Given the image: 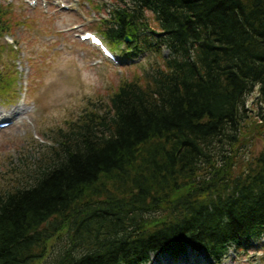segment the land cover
<instances>
[{
	"label": "trees",
	"instance_id": "1",
	"mask_svg": "<svg viewBox=\"0 0 264 264\" xmlns=\"http://www.w3.org/2000/svg\"><path fill=\"white\" fill-rule=\"evenodd\" d=\"M112 7L98 29L109 46L160 62L57 130L29 180L0 188V264H146L189 250L217 262L264 237V0ZM255 91L263 144L243 164L234 150Z\"/></svg>",
	"mask_w": 264,
	"mask_h": 264
},
{
	"label": "rangeland",
	"instance_id": "2",
	"mask_svg": "<svg viewBox=\"0 0 264 264\" xmlns=\"http://www.w3.org/2000/svg\"><path fill=\"white\" fill-rule=\"evenodd\" d=\"M116 2L0 0V81L8 87L0 92V123L12 125L0 129L3 191L29 180L46 152L40 146L47 145L48 140L54 142L57 130L104 107L122 83L160 62L149 53L126 56L121 49H112L100 35L99 26ZM146 16L152 24L151 14ZM84 32L99 35L116 56V62L105 58L88 41L82 42L80 35ZM163 54H168L165 49ZM255 98L256 91L246 99L248 115L256 112ZM253 125L245 123L241 143L234 150L243 164L262 149ZM197 256L205 258L204 264H264V237L244 248L230 247L219 263L189 250L176 260L157 254L147 264H160L162 260L179 264Z\"/></svg>",
	"mask_w": 264,
	"mask_h": 264
},
{
	"label": "bare ground",
	"instance_id": "3",
	"mask_svg": "<svg viewBox=\"0 0 264 264\" xmlns=\"http://www.w3.org/2000/svg\"><path fill=\"white\" fill-rule=\"evenodd\" d=\"M167 52V51H166ZM168 53V52H167ZM253 94V93H252ZM247 103V102H246ZM245 103V104H246ZM246 106V105H245ZM0 115H1V113H0ZM247 122H252V123H257L258 125L259 124H261L260 123V121L259 122H257V118H256V116H255V114L254 113H252L251 115H248L247 116V118H246V120L243 122V124H242V128L241 129H243V127H244V125H245V123H247ZM254 127H255V125H253ZM254 127H253V130H256V129H254ZM258 130V129H257ZM258 133H259V130H258ZM242 137H243V135H242ZM242 137H241V139H242ZM259 137H260V140H261V142H262V144H263V134L262 135H260V133H259ZM240 143H241V140H240ZM240 143L238 144V146L240 145ZM195 253H197V252H195ZM197 254H199V253H197ZM205 257H206V255L205 254H203ZM204 258V257H203ZM202 256H197V258H193L192 260H190L189 262H180L179 264H189V263H191V264H204L203 262H202ZM208 258V257H207ZM205 259V258H204ZM209 259V258H208ZM157 260V259H156ZM209 260H211V259H209ZM221 260L222 259H220L219 261H217V262H215V261H213V262H215V263H219V262H221ZM166 260H162V261H160V264H166V262H165ZM167 264H170V263H167ZM174 264H177L176 262L174 263Z\"/></svg>",
	"mask_w": 264,
	"mask_h": 264
},
{
	"label": "water",
	"instance_id": "4",
	"mask_svg": "<svg viewBox=\"0 0 264 264\" xmlns=\"http://www.w3.org/2000/svg\"><path fill=\"white\" fill-rule=\"evenodd\" d=\"M128 39H126V41H127Z\"/></svg>",
	"mask_w": 264,
	"mask_h": 264
}]
</instances>
